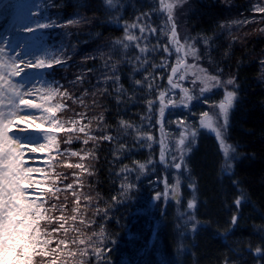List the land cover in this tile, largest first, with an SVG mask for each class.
<instances>
[{
	"label": "trees",
	"instance_id": "16d2710c",
	"mask_svg": "<svg viewBox=\"0 0 264 264\" xmlns=\"http://www.w3.org/2000/svg\"><path fill=\"white\" fill-rule=\"evenodd\" d=\"M189 1L187 21L202 59H209L208 66L235 78L238 92L227 127L235 152L231 172L224 166L216 137L205 130L198 132L196 144L185 159L195 185L193 215L198 226L194 230L185 228L172 203L151 207L158 189L155 180L164 177V173L156 170L144 176L139 169L144 162L157 161L150 143L138 137L158 135L149 120L157 118L155 101L160 90L168 86L169 69L156 68L153 83L159 87L151 92L146 86L135 85L134 80H143L152 73V65L134 71L142 68L133 59L139 49H124L123 43L127 42L126 26L137 25L129 28V34L147 37L148 42L141 40V46L158 49L146 54L148 60L156 64L165 62L161 49L169 45L167 35L164 40L148 31L155 28L161 34L159 16L163 13L151 14L158 0H45L49 12L70 20L66 28L74 32L71 59L63 57L61 64L54 63L48 77L54 76L59 66L57 73L63 72L69 78L76 68L88 73L89 77L83 79L87 81L77 90L83 93L85 87L95 106L86 107L91 118L81 124L88 125L97 138L105 134L116 138L97 139L85 145V134L79 133L80 139L75 141L76 148L91 154L92 167L89 174H82L79 179V190L74 189L80 194L79 200L68 189L58 193L54 203L63 207V213L57 210L52 215L63 214L67 220L65 229L72 230L66 236L63 229L55 231L57 240L53 238L49 247L57 249V241L64 237L82 236L85 243L77 247L60 245L57 264H264V31L260 33L264 21L257 27L248 28L247 24L248 33L236 24L260 13L258 9L264 6L261 0ZM75 17H80L81 24L72 21ZM140 27H145L143 34ZM118 87L123 91L117 92ZM148 101L155 105L151 114ZM91 111L96 113L93 124L89 122L94 117ZM121 120L132 127L121 128ZM124 168L131 171L122 172ZM125 183L133 185L127 193L121 187ZM183 195L181 212L187 210L190 197L185 189ZM77 204L79 209L73 212ZM72 216L76 219L72 220ZM233 217H237L235 225ZM58 228L59 224L53 223L48 229ZM97 245L103 253L100 260L94 252ZM55 258L34 259L36 264L41 259L51 264Z\"/></svg>",
	"mask_w": 264,
	"mask_h": 264
},
{
	"label": "rangeland",
	"instance_id": "374dc122",
	"mask_svg": "<svg viewBox=\"0 0 264 264\" xmlns=\"http://www.w3.org/2000/svg\"><path fill=\"white\" fill-rule=\"evenodd\" d=\"M6 2L5 14L7 15V20L5 21L4 25L9 26L6 30H4L2 35H0V47L4 48L5 50V59H7L8 56H20V54L23 55V53L29 57V62L44 60L47 64L56 59L61 61L63 57H69L71 59L73 55L71 37L74 32H70L69 29L66 28V25L70 21L69 19L62 20L59 15L49 12L45 4V0H7ZM261 2L264 6V0H261ZM169 4L172 5L171 19H169V11L167 9V5ZM190 9L191 6L189 0H158V2L154 3V10H151L152 15H156L157 12L163 13L162 16H159L162 22V25L159 28L161 34L157 32L151 33L154 36L155 34L162 36V39L164 40L165 36L167 35L169 44L167 47H169V52H164L166 58L165 67L163 68L164 70L169 69V75H171V67L176 66L178 56L184 55V49H181V51L177 53L175 50L176 45L170 44V38L172 35L171 29L173 26H175V31L177 33V43L179 45H185V42H187V44L195 43L201 59L196 61L191 57H186V60L190 65H198L197 68L189 69L188 78L182 82L183 86L189 89V95L193 97L192 99L185 98L184 93H182L179 89L172 90L170 95L165 100L164 116L161 117L159 111L160 103L158 95V100L155 101L157 104V118L155 121L149 120V123L154 127V130H156L158 135L155 136V133L150 134V136L153 137V140L148 141L151 148L155 151L154 156L155 153L157 155V161L153 163L151 161L144 162L143 164L145 165V168L143 169L142 173L144 176H150L151 174L155 173L156 170L161 172L163 171L164 177L161 179L157 178L155 180L156 184L154 186L156 189H158L153 202L151 203V207L159 203H161L163 206L166 203H172L173 206L178 208L177 210L180 212L179 216L181 221L185 223V228L194 230V227L196 228L198 223L195 221L193 215L194 208L189 209L188 203L189 201H193L195 205V185L189 177V170L187 169L185 159L190 153L192 147L195 146L198 132L200 130H205L216 137L215 132H213L211 129L202 127L201 119H203V113L208 112L209 117H211L214 122V126L222 125L224 121L223 118L219 116V104L224 99V94L226 91H234L236 96L233 100V107L229 110V123L231 112L238 100V92L236 89V84H234L228 86L226 89L214 88L210 92L201 94L200 88L202 85L199 82H197L196 85L192 84V80L195 79V77L192 75V72H198L200 68L207 69L208 74H219L222 80L232 78L235 81V78L225 76V74L221 72L220 69H217L214 66H208L210 62L209 59H207V62L202 59V53L197 44L198 41L192 37V29H190L189 23L187 21ZM252 15L253 16L245 17L240 22H237L236 24L238 29L240 28V30H242L245 28L244 31L248 33L249 29L246 27L249 28L253 25H256L255 27H257L258 23L264 21V12L255 13ZM79 18L80 17H75L72 21L81 24V22L78 20ZM247 24L248 26H246ZM38 25H51V27L43 28L38 27ZM146 26L150 27L151 25L146 23ZM28 29H32V31H28ZM260 31L262 34L264 29ZM9 34L14 36L12 41L15 42L12 45L5 44ZM17 63L19 64V60ZM52 65H54V62H52L51 67L28 69L29 71H27V76H24L22 73V77H20L19 81L15 80V78L19 77H12L11 79L14 83L23 84L25 87H28V85L31 84V86L35 85L37 88H59L61 93H68L71 96V99H65L63 96L57 95L52 101L53 104L62 103L65 106L56 113V119L59 121L71 122L73 120H77L81 124V122H84L83 120L91 118L88 117V108L86 107L88 105L95 106V104L89 101L90 96L87 94V92H85L87 91L85 87L83 90L81 89L83 93H81V91L78 92L77 90V88H82L81 85L87 81L85 80L83 82V79L89 77L88 73L78 68H76L75 71L70 68L74 74L69 78V76L63 72L57 73V70H60L59 68L61 67L59 66L57 69H55L56 75L54 74V76L48 77L47 72L50 74L49 70L52 68ZM162 91L168 93L169 85L160 90V92ZM75 93L78 95L75 96ZM34 96L39 100L37 95L34 94ZM25 99L34 100L32 96H26ZM168 99H171V101L176 104V107H173L172 104H169ZM14 100L15 97L11 96V90L6 88L3 96L0 97V111H4L5 113L11 111ZM16 102L18 103V101ZM83 104H86L84 109ZM90 113L93 116L96 114L94 111H91ZM80 114H83V118ZM36 115H40L39 111ZM94 121H96V116H94L92 121L89 122L93 124ZM180 121L184 122L183 127H181V124L179 123ZM37 122L39 123V120ZM20 127H23V125ZM227 127L221 130V135L224 141L223 144H221L220 139L217 137L216 139L224 156V166L225 168H228L227 172L230 173V169L232 168L234 162L235 152L233 144L230 143L227 136ZM49 129L50 126L45 124L43 129H40L42 131V135L39 136V140L27 142V147L36 146L39 143H43V134L45 131H49ZM61 131L55 133L59 144V153H70L72 151H76L80 153V156L84 157L83 161H81L80 156L72 157L66 154L60 155L55 149H53L51 153H49L47 150L40 153H32V158H29V156L25 155V160H30L28 164L30 163L32 166H35L34 168L43 169V172L35 173V177L37 179H41L45 172H51L52 178L56 179L57 187H59L61 190H66V186L68 184H72L73 189L68 190L73 192L74 189L76 191L79 190V179L82 177V174L90 173L89 169L90 165L92 164V156L87 151L75 147V141H77L76 137L80 136L79 133H70V130L67 127ZM13 132L14 131L12 128L10 129L9 134L11 135ZM181 132H184L188 136V139L186 140L185 145L178 147ZM191 132H196L197 134L194 140L190 135ZM69 134L72 136V143L70 144L65 142L68 139ZM21 139L24 140L23 138ZM162 146L165 149L163 162L161 161ZM185 148L188 150L184 151ZM174 156L177 158L175 162H180L182 164V167L179 170L172 167ZM181 156H183V160L180 159ZM81 162L84 164L83 171L75 167H67L68 164L74 165ZM149 168L152 169L151 172L148 171ZM177 181H179V191L178 196L174 197L173 189L176 187ZM183 189H185L187 196L190 195L189 199H187L188 201H186L187 210L185 212L179 211V205L184 199ZM33 198H35V196H33ZM45 199H47V197H45ZM54 201L55 199L50 200L46 207L50 206L52 203H54ZM59 215H61V213H55L53 216ZM53 223L57 222L53 221ZM44 224L45 222L42 221L41 225L44 226ZM52 224L48 225L47 227L49 228ZM48 230L51 231L50 229ZM55 235L56 233L54 231L53 238L54 240H57ZM81 237L82 236H78L77 239L64 237L59 238V240L64 239L67 245L77 247L80 245L79 240H81ZM73 241H75V243Z\"/></svg>",
	"mask_w": 264,
	"mask_h": 264
},
{
	"label": "snow or ice",
	"instance_id": "6c2138e0",
	"mask_svg": "<svg viewBox=\"0 0 264 264\" xmlns=\"http://www.w3.org/2000/svg\"><path fill=\"white\" fill-rule=\"evenodd\" d=\"M111 2V0H108ZM169 11V19H171V9L172 5H167ZM258 11L264 12V7L259 8ZM48 25H38V27H47ZM137 25L126 26V43H123L124 49H129L130 47H136L139 49V54L133 57L137 64H141V69L143 70L147 67L149 63L152 65V73L149 76L144 77L143 80H134V84L147 87L149 92L154 87H159V85L154 84L153 81L156 77L153 75L156 68L165 67V62L161 61L159 64L153 63L148 60L147 53L156 52L157 47H146L141 46V40L148 42V38L141 35L135 36L129 34V28H135ZM32 31V29H28ZM149 32H155L156 29L150 28ZM139 32L143 34L145 32V27H140ZM170 44L176 45V52L179 53L181 49H184V55L178 56L176 66L171 67V75L168 76V93L162 91L159 93V103H160V116H164L165 100L170 95L172 90L179 89L184 93L185 98L192 99L193 97L189 95V89L185 88L182 84L188 78L189 69L197 68L198 65H190L186 57H191L192 59L199 61L201 59L200 54L195 46V43L185 45H179L177 43V33L175 31V26L171 29ZM134 42V43H133ZM121 41H117L120 44ZM207 43V41H205ZM163 52L168 53L169 47H163L161 49ZM126 54V53H125ZM6 53L4 48L0 47V97L7 89L11 90V96L15 97L13 101L12 110L5 113L0 111V264H36L35 257H56L51 261V264H57V259L59 258L57 254V249L60 245L65 244V240L61 239L57 241V249H52L49 245L53 242V232L64 230L65 236L67 232L72 230L71 228L65 229L64 224L67 222L66 217L61 214L59 216H53L54 211L59 210L63 213V207L56 203H52L50 206L46 207L48 202L53 199H58V193L61 191L57 187L56 179L52 178L51 172H45L41 179H37L33 173L43 172L41 168H34L26 166L25 153H37L44 152L47 150L49 153L53 149L57 151L60 155H70L72 157L80 156L79 152L72 151L70 153H59V144L55 133L60 132L66 127L70 130V133H84L85 137L83 143L87 145L89 141H95L97 139H102L106 141H113L116 138L110 135H103L99 138L91 134V129L88 125L80 124L79 121L73 120L71 122H62L56 119V113L63 109L65 106L62 103L53 104L52 101L57 95L63 96L65 99H71L68 93H61L59 88H37L35 85L24 88L23 84H16L12 81V77H22L27 76V70L29 68H44L51 67L52 62L56 64H61L59 59L47 63L44 60H36L35 62H29L28 60L22 59L21 56H8L5 59ZM19 60V64L17 61ZM128 63H132V60H128ZM264 64V61L261 62ZM192 75L195 79L192 80V84L196 85L199 82L202 87L200 88V93L210 92L214 88H227L228 86L234 85L235 81L232 78L227 80H222L219 74H208L207 69L200 68L199 71H193ZM119 77H116L118 80ZM123 91L122 88H117V92ZM37 95L40 102L37 103L31 99H25L26 96ZM236 96L234 91H226L224 94V99L219 104V116L223 118L224 123L222 125L214 126V122L211 117H209L208 112L203 113V119H201L202 127L209 128L215 132L216 137L221 140L223 144V137L221 135V130L226 128L229 119V110L233 107V100ZM18 101V103L16 102ZM153 101H148V110L151 114L153 107ZM168 103L176 107V104L168 99ZM34 109L38 110L40 115L37 116L35 113H28L24 110ZM24 114H21V113ZM83 118V114H80ZM144 119H149V117H144ZM39 120V123L37 121ZM181 127L184 126V122L180 121ZM48 124L50 126L49 131H45L43 134V143H39L36 146L27 147V142L22 140L20 135L13 132L11 135L10 129L15 125L19 132H26L29 129H43L44 125ZM121 128L128 129L132 125L121 120L119 122ZM23 125V127H19ZM77 125H79L77 127ZM137 131H142L138 129ZM191 137L193 140L196 137V132H191ZM76 139H80L79 136ZM140 140L152 141L153 137L140 136ZM188 136L184 133H180V140L178 142V147L185 145ZM66 143H72V136L69 134ZM123 147V146H121ZM188 149L185 148L184 151ZM164 151L162 146L161 151V161H164ZM227 152V149H226ZM81 161L84 160L83 156H80ZM176 157H173L172 167L175 169H181L182 164L180 162H175ZM183 160V156L180 157ZM67 167L78 168L81 171L84 170V164H68ZM145 168L144 164L139 165V169L143 171ZM122 172H130L128 168L121 169ZM59 175V174H57ZM67 189H73L72 184H68ZM125 193L133 187L132 184L125 183L122 186ZM179 191V181H177L176 187L173 189V196H178ZM73 195L77 200L80 198V194L73 190ZM35 196V198H33ZM47 197V199H45ZM239 205L240 200L236 201ZM194 202L189 201L188 208H194ZM79 209V204L73 209L76 212ZM102 211V210H98ZM107 216V212L103 213ZM72 220L76 217L72 216ZM237 217L232 218V223L235 225ZM45 222L42 227L41 222ZM53 221L59 224L58 229L48 230V225L52 224ZM104 229L101 228V236L103 235ZM91 238H89L90 240ZM75 243V241H73ZM80 244H84L83 239L79 240ZM96 253V259L100 260L103 253L97 245L94 248ZM260 253L261 250L257 249ZM71 254V253H69ZM264 254V253H262ZM40 264H45L44 260L41 259Z\"/></svg>",
	"mask_w": 264,
	"mask_h": 264
},
{
	"label": "bare ground",
	"instance_id": "6f19581e",
	"mask_svg": "<svg viewBox=\"0 0 264 264\" xmlns=\"http://www.w3.org/2000/svg\"><path fill=\"white\" fill-rule=\"evenodd\" d=\"M6 1L7 0H5V1L4 0H0V34H2V32H4V30H6L8 28V26H9V25L8 26L7 25H4L5 21L7 20V15L5 14L6 13V11H5V5L7 3ZM7 37H8V39L5 42V44L6 45L7 44L12 45L13 42H15V41H12L14 36L9 34ZM20 56L24 60H29V57L27 55H25V53H23V55L20 54ZM29 69H31V68H29ZM27 71H29V70H27ZM28 87H31V84H29ZM28 87H25L24 86L25 89L28 88ZM32 98L35 100V102H37V103L40 102L34 95H32ZM24 111H26L28 113H35V114H37V112H38V110H34V109H29V110H24ZM21 114H24V113L22 112ZM20 126H22V125H20ZM13 131L15 133H17L18 135H20V137L23 138L24 141H26V142L38 141L39 140V136L42 135V133H41L42 131L40 129H35L34 127H33V129H29L26 132H19L18 128L14 125ZM28 147H30V146H28ZM25 155L26 156H29V158H32L31 156L33 154L30 153V152H26ZM29 161L30 160H25L26 166H28V167H35V166H32L30 163L28 164ZM33 175L35 176V173H33Z\"/></svg>",
	"mask_w": 264,
	"mask_h": 264
}]
</instances>
